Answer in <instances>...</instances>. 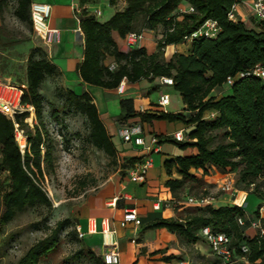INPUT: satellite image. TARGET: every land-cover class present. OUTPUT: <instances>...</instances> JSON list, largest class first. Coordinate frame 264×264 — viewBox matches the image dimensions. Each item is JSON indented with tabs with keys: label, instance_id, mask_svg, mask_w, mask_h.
<instances>
[{
	"label": "trees",
	"instance_id": "trees-1",
	"mask_svg": "<svg viewBox=\"0 0 264 264\" xmlns=\"http://www.w3.org/2000/svg\"><path fill=\"white\" fill-rule=\"evenodd\" d=\"M90 1L79 0L80 10L77 12L84 44L83 57L76 66V72L82 82L103 89H116L122 79L135 83L141 79L151 81L156 77L170 76L174 82L172 86L181 97L183 111L176 113L139 112L132 98H120L118 102L121 113L117 119L120 123L138 117L141 123L165 120L188 125L184 130V141L172 140L182 148H189L190 153L166 159L163 164L169 176L174 168L180 175L178 179L170 178L165 182L172 196L177 198L187 180L200 182L199 178L189 173L192 167L208 173L210 168L224 170L239 166L238 181L245 187L252 184L256 187V180H264V79L252 75L236 78L229 93L218 99L210 96L211 91L222 86L228 76L255 66L264 69V21L256 20V27H248L240 18L229 20L227 13L235 0H125L122 10L116 11L107 21L100 22L84 7ZM117 1L109 0V4L114 5ZM182 1H186L192 10L177 14ZM10 5L18 20L31 25V0H0L1 23L4 10ZM179 16L181 19H178ZM207 19L216 20L220 26V32L215 37L194 39L189 42L187 53L174 52L165 59L164 48L167 45L185 42L184 36ZM159 26L162 27L161 37L156 41V52L152 54H148L144 47L122 50L112 37V32L124 38L129 32L153 31ZM108 56L113 59L114 70L108 69ZM58 75L57 67L39 47L30 49L26 58L22 103L32 107L36 124L30 128L25 122L28 110L14 116L26 138L22 151L14 137L13 121L0 113V173L6 171L10 176L9 191L0 186V229L30 207L50 205L42 182L44 165L52 167L53 144L43 122L47 102L42 86L47 79ZM63 91L62 109H53V118L58 122L61 112L82 114L88 123L87 141L108 156H114L117 149L99 117L91 94L86 91L77 94L68 88ZM211 109L216 116L203 118L204 112ZM219 130L226 141L213 145L217 135L213 132ZM141 159L132 157L129 161L133 165ZM258 207L256 215L259 217ZM239 217H245V212L236 205L216 208L206 205L195 208L184 218H159L149 228H165L188 244H194L201 240L199 231L209 226L214 231L231 236L239 256H243L239 244L246 243L249 252L244 255L249 263L264 264V234L246 239L237 223ZM260 223L264 228V216L260 217ZM69 225V220L62 219L54 227H47L48 233L35 241L16 264H39L57 247L59 234ZM156 253L159 251L152 252ZM76 254L85 256L93 264H104L101 256L90 248H80ZM214 257L206 264H224L220 258ZM173 259L178 260L180 256L161 257L163 261Z\"/></svg>",
	"mask_w": 264,
	"mask_h": 264
},
{
	"label": "rangeland",
	"instance_id": "rangeland-1",
	"mask_svg": "<svg viewBox=\"0 0 264 264\" xmlns=\"http://www.w3.org/2000/svg\"><path fill=\"white\" fill-rule=\"evenodd\" d=\"M118 1L122 2L124 0ZM180 5L176 11L177 14L183 12L180 11ZM88 8L91 13L96 10L101 12L100 15L95 16L100 22L107 21L116 11V8L109 4V0L90 1ZM250 15L252 18H247V26L256 27L258 22L253 18L251 12ZM178 19H181V16ZM161 31L162 27L159 26L153 30L152 34L158 35L161 34ZM25 37L27 38L24 40ZM33 37H36V33L33 30L32 24L29 25L26 22L18 20L13 15L11 5L9 8L7 7L4 10V19L0 27V73L5 76H13V78L8 81H0L10 82L11 84H20L25 81L26 62L23 60L27 58L29 50L32 49ZM187 44V42H183L181 45L185 47ZM170 51L171 49L168 50V54ZM223 86H225L224 83L215 90L214 99L225 95ZM64 88L57 83L56 78L47 79L42 86V94L47 102L44 108L43 122L53 144L52 167L48 168L44 165V178L42 182V186L50 199V205H35L30 207L17 214L9 223L2 226L0 229V264H16L17 260L35 241L48 233L47 227H54L55 223L62 219L69 220L70 225L59 234L60 241L57 247L47 256L43 257L39 264H93L83 255L76 256V252L80 248L86 250L90 247L99 250L101 247V236L94 235L93 237L81 239L77 236L74 226L82 223L83 219L88 216V213L92 209H99L105 199H112L111 195L115 184L129 177V171L133 166L129 159L141 157L144 154L141 147L123 143L109 123H106L110 132L109 135L117 149L114 156H108L87 141L88 123L82 114L74 112L62 114L61 112L58 115L60 120L57 122L51 115V112L53 109H62ZM89 88L94 96L98 97L102 113L101 117L103 120H106L107 115L103 114V100L100 94L102 89L96 86H89ZM137 90L142 93V97L140 100H136L135 104L137 107L141 104L145 106L146 109L143 112L164 111L176 113L183 111V103L178 91L173 86L161 85L159 77L151 81L147 79L139 80L137 82ZM75 93L81 92L77 90ZM161 94L169 96V103L159 110L156 105ZM100 95L101 98H99ZM151 105L153 108H148ZM26 110H28L29 115L25 119V122L32 128L33 124H36L35 115L32 108ZM213 112L216 116L214 110H206L203 118H213L211 116ZM117 116H114V122L119 124L120 121L117 119ZM157 121L162 122L165 130L172 129L176 124H183L181 121ZM145 128L147 135H145V139L148 143L150 135L147 130V122H145ZM162 129L163 127H159V130L162 131ZM213 133L217 134L213 145L226 141L221 137L220 130ZM165 135L164 133L158 134L160 136L159 152L152 154L153 165L156 166V169L162 168L165 159L190 153L189 148H182L173 140L165 139ZM183 135L185 136V133ZM239 170V166L234 169L226 168L224 170L210 168L208 173H204L201 168L196 169L192 167L189 173L199 178L200 182L195 183L187 180L185 188L188 189L178 192V201L175 204L177 209H182L176 213V217L184 218L188 214L193 213L194 209L197 208L196 206L186 204L189 196L199 197L208 195L214 199L211 206L214 208L224 206L220 205L222 202L220 203L219 201L224 199V196L235 194V190L225 193L218 189L221 182L227 178L233 180L235 189L247 192L243 210L246 218L256 219L258 217L256 209L262 201L259 197L264 196V180H256V187H245L238 181ZM172 172L178 174L175 168ZM155 175L151 178V181L155 180ZM169 177L175 179L178 176L170 175ZM125 184L127 185V191L134 193L138 198L143 197L148 191L149 185H151L146 182L136 183L131 180L129 182L125 180ZM0 186L5 191H9L10 189V176L6 171L0 173ZM205 192L208 193L206 194ZM225 202L227 205H233L228 199ZM241 228L246 239L252 238L257 233V230L251 227L248 221ZM83 232H86L84 227ZM142 232L143 229L140 228L138 235ZM154 232L152 230L149 235L154 236ZM180 240L186 247L191 264H206L208 260L215 258L213 253L207 248L208 245L202 237L199 244L200 242L202 244L200 245L201 252L204 253L203 256L200 255L199 250L188 244L184 239L180 238ZM106 251L107 249H103L94 252L102 257V254ZM240 263L251 264L247 261L246 255L240 256L239 262L231 264ZM133 264L150 263L140 260Z\"/></svg>",
	"mask_w": 264,
	"mask_h": 264
},
{
	"label": "crops",
	"instance_id": "crops-1",
	"mask_svg": "<svg viewBox=\"0 0 264 264\" xmlns=\"http://www.w3.org/2000/svg\"><path fill=\"white\" fill-rule=\"evenodd\" d=\"M32 3H43L50 5V15L46 19V24L50 29H57L58 33L51 43L45 42L42 38L38 39L39 36L36 35V37H33V45L31 48L39 47L45 54L46 58L57 67L59 72V75L56 77L57 83L74 92H77V90H79L81 93L85 91L89 92L93 98V102L97 106L99 117L105 125L108 134H110V132L106 123H109V125L112 126L111 128H113L116 132L117 127L123 124L114 122V116H117L121 113L118 104L119 99L132 98L135 109H138L135 101L141 99L142 93L137 90V82L129 83L125 80V90L122 94H118L116 89L101 88L102 92L100 94L102 95L103 100V114L107 115L106 120H103L101 117L102 113L100 111L98 97L94 96L89 88L90 85L82 82L76 72V66L83 57L84 44V37L77 18V12L80 10L79 0H31V4ZM89 3L90 2L84 5L88 11ZM113 6L116 8V11H120L125 7V0L122 2L117 1ZM180 7V11L183 12L191 10V6L186 1H182ZM96 11L92 13L94 16H98ZM250 12V0H246L237 6L235 14L237 18H240L247 25V18H252ZM1 24L2 23L0 20V25ZM139 33L142 34V39L137 43L136 47H144L148 54L156 52V41L161 37V34L153 35V31L151 30H142ZM112 37L120 49L125 51L129 49V47H127L125 44L124 38H120L116 32H112ZM26 38L27 37H25L24 40ZM181 44L182 43L167 45L165 47L164 53L165 59L167 60L174 52L187 53L189 50V43L185 45V47H182ZM169 49H171V51L168 54ZM23 61L26 62V59ZM106 62L113 63L112 57L108 56L106 58ZM12 78L13 76H5L0 73V80L8 81L12 80ZM20 84H25V81ZM223 87L225 94L230 92V88L226 86ZM216 89L217 88L211 91L210 96L215 95L214 92ZM101 95L99 98H101ZM140 106L146 109V107L142 104ZM148 108H153V106L151 105ZM147 112L158 113L154 111ZM211 116L214 117L215 113H211ZM133 121H139V118H130L127 122ZM142 124L144 126L146 135L145 122H142ZM147 125V130L150 137L158 136V134L164 133L166 134L164 137H168V139L171 140L172 138L170 136L174 132L182 130L184 133V130L188 127V125L185 124H176L172 129L165 130L162 122L157 120H153L147 123ZM159 127H163L162 131L159 130ZM158 139L160 141L159 137ZM143 152L144 154L141 156L142 159L146 155L144 150ZM155 167L156 166L153 165L147 170L145 182L151 185H149V189L143 197L138 198L134 193L127 191L125 180L128 182L130 181L129 177H127L124 181L115 184L112 190V199H105V201L101 203L99 209H92L88 213V216L83 219L82 223L77 224L80 226L82 232L83 227L86 230V232H83L84 237L82 239L93 237L94 235L101 236L100 249L97 250L93 247H90L92 250L101 251L103 249H116L119 253L118 264H133L139 262L140 260H145L150 264H191L188 252H186V247L181 242L180 238H178L175 234L166 231L164 228H149V226L156 223L159 218L176 217V213L180 212L182 209L176 208L175 203H177L178 200L172 196L168 187L165 186L164 182H166L171 177L166 174L164 166H162L160 169H156ZM154 175L156 176L155 180L151 181V178ZM175 175L178 176L177 178H180V175L172 172V176ZM187 189L188 188H184V191ZM233 197H235V195L224 196V199L221 198L222 200L219 201L220 203L222 202L220 205H227L225 202L226 199L232 203L234 200ZM114 198H116L115 202H112ZM126 209H135L141 220V223L138 226H135L132 223L123 222V215ZM105 224H107L109 230L113 231L111 240L112 244H103L102 229L104 228ZM140 228L143 229V232L138 235ZM152 230L155 231L154 236L149 235ZM107 237L108 236H106V241L108 240ZM200 244L198 241L191 245L194 246L195 249L199 250L200 255L203 256L204 253L201 252L202 244ZM207 248L209 249V246H207ZM154 251H159V253L152 254ZM167 255H178L180 256V259H173L171 261L161 260L162 256Z\"/></svg>",
	"mask_w": 264,
	"mask_h": 264
},
{
	"label": "built area",
	"instance_id": "built-area-1",
	"mask_svg": "<svg viewBox=\"0 0 264 264\" xmlns=\"http://www.w3.org/2000/svg\"><path fill=\"white\" fill-rule=\"evenodd\" d=\"M246 0H235L231 9L227 13L229 20L235 21L237 16L235 14L237 6ZM251 13L253 18L257 21H264V0H250ZM51 7L48 4L43 3H32L30 6V18L31 24L34 32L37 36L42 38L45 42L51 43L58 33L57 29H50L46 24V19L50 15ZM192 10V8H191ZM190 10V11H191ZM96 14L99 15L100 12L96 11ZM220 32V26L218 22L214 19H207L204 23L199 26L197 29L192 31L190 34L184 36V41L189 43L197 38H213ZM142 39V34L137 32H129L125 35L124 40L125 44L128 47H135L137 43ZM109 70L115 69V64H108ZM255 76L261 80L264 79V69L259 66H255L252 69L247 71H240L233 76H228L224 82V85L230 88L236 78H242L245 76ZM161 85L172 86L173 79L170 76H161ZM25 84H11L10 82L0 81V113L6 116L7 118L13 121L14 125V137L17 141L21 151L25 147L26 138L22 129L19 128V125L14 121V116L17 113H21L28 108H32L28 105L22 103V97L24 92ZM125 90V79L119 83L116 91L118 94H122ZM169 103V96L167 94H161L158 99L157 108L159 110L163 109ZM137 111L143 112L145 109L142 106H139ZM118 138L123 143H128L134 146H139L142 150L145 151V157L140 161L133 164L129 171V178L132 182L144 183L146 180V173L149 168L153 166L152 154L159 152L158 143L159 139L157 136H151L149 142H146L145 139V129L143 124L140 121L127 122L119 125L116 130ZM173 140L184 141L186 138L183 135V131L179 130L174 132L170 136ZM23 141V143H22ZM253 187V184L250 186ZM219 190L223 192H229L235 190V199L233 200V205L238 206L243 209L245 205V200L247 197V192L243 190H238L234 188V182L230 179H224L218 187ZM114 198L112 202H115ZM214 199L207 196L192 197L189 196L186 200V204L203 207L206 205H211ZM259 217L256 219L239 217L237 218V223L240 226L246 224V220L249 222V225L257 230L256 234H264V228L261 226L260 217L264 216V198L258 207ZM124 223H132L135 226H138L141 223V220L135 211V209H126L123 215ZM104 224V222H103ZM76 232L79 238L84 237L79 225H76ZM106 232L107 241H106ZM112 233L113 231L109 230L107 224H105L102 229L103 244H112ZM202 239L209 246L210 251L220 258L224 264H231L233 262H239L240 256L237 253V248L233 244V239L225 232H218L211 229V227L206 226L199 231ZM241 254H247L249 252V247L246 243H241L238 246ZM102 261L104 264H118L119 263V253L116 249L111 248L102 254Z\"/></svg>",
	"mask_w": 264,
	"mask_h": 264
},
{
	"label": "bare ground",
	"instance_id": "bare-ground-1",
	"mask_svg": "<svg viewBox=\"0 0 264 264\" xmlns=\"http://www.w3.org/2000/svg\"><path fill=\"white\" fill-rule=\"evenodd\" d=\"M22 143H23V141H22ZM107 234H108V232H106V236H107Z\"/></svg>",
	"mask_w": 264,
	"mask_h": 264
},
{
	"label": "water",
	"instance_id": "water-1",
	"mask_svg": "<svg viewBox=\"0 0 264 264\" xmlns=\"http://www.w3.org/2000/svg\"><path fill=\"white\" fill-rule=\"evenodd\" d=\"M128 47V46H127Z\"/></svg>",
	"mask_w": 264,
	"mask_h": 264
}]
</instances>
